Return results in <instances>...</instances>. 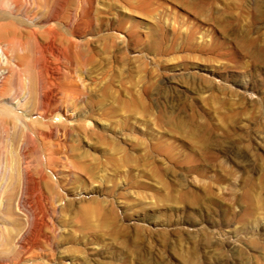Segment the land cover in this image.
I'll return each instance as SVG.
<instances>
[{"label": "rangeland", "instance_id": "374dc122", "mask_svg": "<svg viewBox=\"0 0 264 264\" xmlns=\"http://www.w3.org/2000/svg\"><path fill=\"white\" fill-rule=\"evenodd\" d=\"M0 50V264H264V0H0Z\"/></svg>", "mask_w": 264, "mask_h": 264}, {"label": "bare ground", "instance_id": "6f19581e", "mask_svg": "<svg viewBox=\"0 0 264 264\" xmlns=\"http://www.w3.org/2000/svg\"><path fill=\"white\" fill-rule=\"evenodd\" d=\"M255 3V2H254ZM256 6H257V9H259V7H260V5H258V4H256ZM261 9V8H260ZM258 11V10H257ZM79 15H76V18L78 17ZM260 17V16H259ZM5 18V17H4ZM14 20V19H13ZM65 30V32L66 33H69L68 32V30H67V25H66V28L64 29ZM2 58V59H1ZM4 59V61H6V57H4V53H3V51L2 50H0V60H3ZM0 76H4V71H0ZM244 85V87H245V89H246V87H247V84H243ZM246 85V86H245ZM50 113H51V111H50ZM49 113H48V111H45L43 114H41L40 115V118H37L38 119V121L37 122H34V124H27L26 126H27V132L29 131V132H32L34 135H41V136H43V138L45 139V138H47V137H49L50 136V134L51 133H48V132H46V131H42V125L43 124H48L49 123V120L51 119V118H49L48 115ZM34 121H36V120H34ZM30 123V122H29ZM35 124L36 125H40V128L39 127H34L35 126ZM34 125V126H33ZM34 127V128H33ZM63 130V135L62 136H65L66 137V132H65V130H64V128L62 129ZM57 132H60V130L59 129H57ZM29 134V133H28ZM30 136V135H29ZM25 137V136H24ZM62 145V143L59 141V147ZM58 146V145H57ZM24 149V148H23ZM55 152H56V149L53 147V150L51 151V152H49L48 153V156L51 158V156H53V154H55ZM39 176H40V180L41 181H46V178H47V175H46V173L44 172V171H40V174H39ZM34 189H37V187H33ZM47 201H48V198L47 197H45L43 194H40V203H41V207H40V211H41V213H42V215H43V217H45L46 216V214L48 213V208H47Z\"/></svg>", "mask_w": 264, "mask_h": 264}, {"label": "built area", "instance_id": "2783aa9c", "mask_svg": "<svg viewBox=\"0 0 264 264\" xmlns=\"http://www.w3.org/2000/svg\"><path fill=\"white\" fill-rule=\"evenodd\" d=\"M2 77H3V76H0V80H1Z\"/></svg>", "mask_w": 264, "mask_h": 264}]
</instances>
